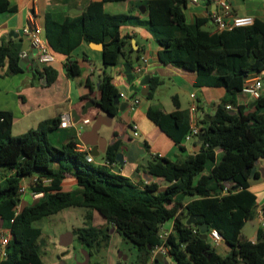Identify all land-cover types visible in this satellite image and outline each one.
<instances>
[{"label": "trees", "instance_id": "1", "mask_svg": "<svg viewBox=\"0 0 264 264\" xmlns=\"http://www.w3.org/2000/svg\"><path fill=\"white\" fill-rule=\"evenodd\" d=\"M123 1L127 0L92 3L77 20L53 30L47 24L44 37L51 50L69 55L81 41L99 43L104 46L105 68L123 61L131 65L123 51L126 42L120 30L129 17L111 16L104 11V3ZM133 6L146 8L148 20L140 24L156 39L159 61L196 72L197 83L225 88L236 95L242 94L250 76L264 72V21L255 19L252 26L211 33L203 30V20L187 22L186 0H148ZM15 10L9 8L8 0H0V14ZM21 47V43L2 42L0 78L23 72L19 65ZM66 69L71 78L81 74L75 61H68ZM34 73L35 77L45 75L48 85L57 79V72L51 67L36 69ZM159 84L157 79L151 81L149 100L154 98ZM99 91L97 104L101 110L116 116L119 107L114 98L119 91L106 70ZM173 100L176 111L159 115L150 108L148 117L184 150L182 143L190 131L189 116L180 110L176 96ZM228 105L237 106V110H227ZM214 116L210 122L202 121L206 139L195 155L184 162L154 156L156 162L149 165L148 171L166 184L160 190L157 182L141 188L129 178L90 162L86 153L77 150L79 142L74 136L59 145L51 143L49 136L61 131L60 118L42 121L37 128L14 136L13 114L0 111V229L12 233L7 256L0 259V264H44L43 231L34 223L68 208L89 209L105 222L103 226L93 225L92 215L88 214L85 226L72 231L91 257L109 246L114 230L134 244L138 264H146L152 258V250L162 245L169 247L177 264H264V231L259 229L256 242L241 236L257 206V196L250 190V174L256 162L264 158V90L252 110L246 104L236 105L233 100L224 99ZM120 146L116 142L108 147L109 164L115 163ZM68 176L77 182L74 191L62 186ZM33 178H38V182L31 186V192L43 196L33 204L23 205L20 185ZM44 179L51 182L43 183ZM229 181L232 183L227 187ZM237 185L239 189L234 191ZM225 188L229 192L223 195ZM187 198L192 200L184 206ZM192 216L201 220L188 225ZM171 219H175L174 233L162 240L160 230ZM203 223L209 231L215 229L222 235L230 249L227 256L222 257L208 240L200 238L198 226Z\"/></svg>", "mask_w": 264, "mask_h": 264}, {"label": "crops", "instance_id": "2", "mask_svg": "<svg viewBox=\"0 0 264 264\" xmlns=\"http://www.w3.org/2000/svg\"><path fill=\"white\" fill-rule=\"evenodd\" d=\"M104 0H8L9 8H15L13 12H5L0 14V42H13L15 44H24L23 29L28 25L29 20L35 19L36 23L41 26L44 36L46 37L47 24L50 29L57 28L58 25L70 23L77 20L92 3L103 2ZM141 1L148 0H127L123 2H106L104 3V11L111 16L121 15L128 16L129 21L123 25L121 36L124 38L126 45L123 51L129 56L130 64L141 67L139 76L135 81V86L140 87L141 80L150 76L151 81L157 79L158 85L154 98L149 100L148 97L141 93L134 95L133 92L127 94L128 98L140 99V104L132 109L130 106L125 111H118V114L112 120V127H103L100 131L101 136L109 140L115 135H120L116 142H120L121 148L126 146L125 140L129 137L127 132L129 128H133L139 136L137 140L140 149L145 150L146 154L163 157L171 161L184 162L191 156L195 155V146L197 140L190 143L183 141L184 150L180 149L175 143L148 117L150 108L155 109L159 115L168 114L176 111L173 97H177V102L180 110L186 111L189 116V124L197 125L200 129L203 128L202 121L208 114L214 116L216 107L224 100L230 99L236 105L243 103L247 105L249 110H252L251 105L257 99L244 97L242 94H231L228 90L221 87H210L204 84L197 83L198 75L196 72L179 69L170 65H164L159 61L160 47L151 33L141 22L148 20L147 11L143 14L135 5ZM187 7L185 9L186 19L189 24H195L198 20H203L205 25L203 30L217 33V27L213 23L212 14L218 10L215 0H198L194 3L193 0H186ZM231 6V14L226 18L227 23H231L235 17H252L264 21V0H229ZM14 32V36L11 33ZM220 33V32H219ZM22 49V47H21ZM34 53L32 58L33 66L38 71L42 68H37L36 51L29 45L27 53ZM56 60L49 67L57 72V79L50 85L47 84L45 75L35 77L34 72L23 71L13 76H4L0 78V111H9L13 114V135L19 136L28 131L37 128L39 123L45 120L61 118L63 114L69 115L75 122L72 116L74 112L77 115L82 113V108L87 102H93L95 105L91 107L85 116L80 117L78 123H74L71 128L62 129L68 133V138L75 137L79 144L87 146L81 138L83 134L89 132L97 118H103L105 123H110L104 119L107 114L104 113L97 102L100 99V91L97 87L101 82L103 70H106L114 78V85L117 87L119 94L123 88L129 90L130 86L124 76L123 63L116 65L114 68H105L103 65L102 50L98 49L92 43L81 41L78 47L69 55L56 53ZM68 61L77 62L81 74L71 78L67 75L66 63ZM257 77L262 79L264 84V72L250 76L246 82ZM172 87V93L176 92L172 97V102L163 104L157 101L161 87ZM151 87V84H150ZM181 95L184 99H181ZM133 100V99H132ZM121 103H126L121 99ZM195 107L194 113L191 116L192 107ZM234 106V105H231ZM237 106L233 107V110ZM89 119L90 123L85 125L83 121ZM66 135V134H65ZM65 136H62L60 142H63ZM66 139V140H67ZM65 140V141H66ZM87 142H95L103 146L102 140L98 137L93 138L88 136L84 139ZM57 143V145H59ZM110 145H107L106 151ZM91 149L90 146H87ZM120 151V150H119ZM102 159L97 160V159ZM143 157H140L134 164L128 162L127 153L123 162L109 164L106 161V152L100 153L93 157L94 164L105 166L112 174L122 175L129 178L134 184L143 188L147 184L143 178L146 172L145 166L142 164ZM256 174L258 177L251 178L250 190L257 196V206L255 208V217L249 220L241 233L243 239L251 242H256L257 234L260 229L259 212L264 210V158L260 159L255 164ZM153 182L161 184L160 190H164L166 184L161 180L154 178ZM63 188L67 191H74L78 188L76 180L68 176L63 182ZM192 199L184 200L185 206ZM24 203V202H23ZM182 211L180 208L177 215ZM93 212V211H92ZM96 213V212H93ZM99 216V215H98ZM101 219V218H100ZM171 226L163 225L164 231H172L174 228V220L171 219ZM189 220V219H188ZM187 220V221H188ZM256 221V231L252 237H248L244 233L245 227L251 221ZM103 222L101 226L105 225ZM116 233L111 231V234ZM210 245L215 248L217 253L222 257L230 253V249L224 240L215 245L208 238ZM122 264V263H119ZM146 264H154L151 258Z\"/></svg>", "mask_w": 264, "mask_h": 264}, {"label": "built area", "instance_id": "3", "mask_svg": "<svg viewBox=\"0 0 264 264\" xmlns=\"http://www.w3.org/2000/svg\"><path fill=\"white\" fill-rule=\"evenodd\" d=\"M216 4L218 6V10L213 12L212 19L213 23L217 27V31L219 32H225V31H231L235 28H242V27H248L252 26L255 22V20L252 17H235L232 22L229 24L226 22V18L231 14V6L229 0H215ZM194 3H197L198 0H193ZM23 33L26 37H28L30 41V45L35 49L36 51V65L37 68H45L49 67L51 64H53L56 60L55 53L51 50L50 46L48 45L43 30L41 26H39L35 19H30L28 25H26L23 29ZM135 75L139 76V73L141 71L140 66H136L134 68ZM264 90V84L262 82V79L260 77H257L253 80H248L245 83V87L243 88L242 95L247 98H253L258 99L262 94ZM121 99L125 100L126 102H129V106L134 109L140 104V99H133L129 101L128 96L124 92H120ZM195 107H192L191 110V116L193 115ZM227 110H233V106L228 105ZM61 124L60 128L62 129H68L71 128L74 124L73 119L66 114H63L61 116ZM90 123L89 119H85L83 121V124L87 125ZM202 129H200L197 125L193 124L190 126V131L185 137L184 142L190 143L193 140H198V137L202 134ZM137 135V134H136ZM77 150L79 152L86 153L88 156V160L90 162H93V157L90 155L91 149L87 146H84L83 144L77 145ZM38 182V178H33L30 180H25L21 183L19 193L21 198H23L24 195L29 194L31 192V186L35 185ZM43 183L49 184L51 181L44 179L42 181ZM228 188H225L222 192L223 195L228 194ZM33 199H40L43 196V193H32ZM21 210V205L17 207L16 214H18ZM259 220H260V229L264 231V211L261 210L259 212ZM174 233V228L172 231H164L163 226L160 230V237L162 240L167 239V237ZM196 233V231H195ZM208 238H210L215 245H218L219 242L223 240L222 235L215 229L210 230L208 232ZM12 240V233L10 230L0 229V259L3 260L7 256V248ZM161 254L165 258V260L168 262V264H177V262L173 259L172 255L170 254L169 247L162 245L156 247L154 250H152V258L155 259L156 255Z\"/></svg>", "mask_w": 264, "mask_h": 264}, {"label": "rangeland", "instance_id": "4", "mask_svg": "<svg viewBox=\"0 0 264 264\" xmlns=\"http://www.w3.org/2000/svg\"><path fill=\"white\" fill-rule=\"evenodd\" d=\"M175 93L176 92L172 93V87L164 86L161 87L158 95H156V99L165 105H169V103L172 102V97L175 95ZM180 97L181 99H184L183 95ZM62 136H65V141L68 138V133L60 131L59 133L51 134L49 138L51 143L59 144ZM97 160L102 161L101 158ZM37 200L38 199H33L31 192H29V194L23 196L22 201L24 203H22L23 205L25 203L33 204ZM88 214L92 215L91 223L93 225H102L103 222L101 221L98 214L93 213L86 208H68L61 211L57 215L39 220L34 223L35 227H38L43 231L42 240H44V243L41 246V250L44 264H61L62 261L64 264H79L84 261L86 250L76 238H74V241L69 249H66L68 254L63 258L62 261H60L59 257L66 251L65 248L60 246V238L62 235L72 232L74 229L85 226L88 220ZM164 224H167L169 227L172 224V220H169ZM256 227V221L252 220L244 229L245 235L252 237L253 233L256 231ZM137 257L138 251L134 244L128 240H125L120 234L113 233L111 234L109 246L99 253L94 252L90 259V264H138Z\"/></svg>", "mask_w": 264, "mask_h": 264}, {"label": "water", "instance_id": "5", "mask_svg": "<svg viewBox=\"0 0 264 264\" xmlns=\"http://www.w3.org/2000/svg\"><path fill=\"white\" fill-rule=\"evenodd\" d=\"M140 11L144 14L146 12V8L144 6L139 8ZM14 32L11 33L12 36H14ZM24 44L22 46L21 49V54H20V62L19 65L22 68L23 71H29V72H35L36 69L33 66V56L35 52H32L31 54L27 53L28 49H29V45H30V41L28 39V37H24ZM2 43L0 42V45ZM94 46H96L98 49L103 50L104 46L103 44H99V43H92ZM124 68V76L126 77L127 83L130 86L129 90H127L126 88L122 89V92H124L126 95L129 92H133L134 95H137L139 93H141V95L148 97L150 94V84H151V78L150 76H146L144 77L141 82H140V87H136L135 86V81L137 79V76L135 75V70L134 68L137 66L136 64L134 65H129V64H125L122 65ZM113 68L115 66H112ZM101 82L98 83L97 87H100ZM129 91V92H128ZM134 99V97L130 98V100ZM121 96L120 94L117 95L114 98V104L119 107L120 111H125L128 107H129V102L126 103H121ZM95 104L93 102H87L83 108H82V113L80 115H77L76 112H74L72 114V116L75 118V122L74 123H78L80 121V117L81 116H85L88 112V110L93 107ZM256 105V102H254L251 105V108H253ZM115 117V115H110L107 114V117H104V119L108 120L110 123H105L102 119L103 118H97L95 119L94 125L92 127V129L89 132H86L83 134V137L81 138V140L87 145L91 147V152L90 155L92 157L98 156L100 153H104L106 152V148L107 145H113L116 143V141L119 139L120 135H115L113 136V138L111 140L108 141V139L104 136H101L100 131L101 129L105 126L107 128H111L112 127V120ZM215 119V116H212L210 114H208L207 116L204 117V120L207 122H210L212 120ZM127 135L129 137L128 140H125L124 142L126 143V146L124 147H120V151H118L117 155H116V161L117 162H123L125 159V155L127 153L128 156V162L131 164H134L138 161V159L140 157H143L142 159V164L145 166L146 168V172L143 174V178L145 180V182L147 184L153 182L154 177L149 173L148 169H149V165L151 163L156 162V160L149 154H146L145 150H142L139 148L138 146V142L134 141V138H136L137 140L139 139V136L136 135L135 130L131 127L129 128ZM88 136L96 138L98 137L99 139L102 140L103 146L101 147L100 144H97L95 142H87L84 139L88 138ZM206 139V134L202 133L197 140L196 146H195V151L199 152L201 149V144L205 141ZM219 149V148H217ZM125 162V161H124ZM255 173H256V167H254L251 170V174H250V178H254L255 177ZM158 181L160 182L161 179H158ZM232 181H229L226 186L230 187L231 186ZM239 189V186H235L234 187V191H237ZM199 220H201V217H190L189 220L187 221L188 225H195ZM199 228V234H200V238L204 241L208 240V232H209V226L206 223L200 224L198 226ZM114 231V230H112ZM74 234L73 232H68L64 235L61 236L60 238V246H62L63 248H69L73 241H74ZM44 243V240H42V245ZM68 254V252L63 253L59 259H61V257H65ZM85 260L84 262H81L79 264H89L91 256L85 252ZM61 264H64L63 261L61 262ZM154 264H168V262L165 260V258L163 257V255L158 254L156 255L155 259H154Z\"/></svg>", "mask_w": 264, "mask_h": 264}, {"label": "flooded vegetation", "instance_id": "6", "mask_svg": "<svg viewBox=\"0 0 264 264\" xmlns=\"http://www.w3.org/2000/svg\"><path fill=\"white\" fill-rule=\"evenodd\" d=\"M66 249L68 250L69 248H65V250H66ZM67 250H66L64 253H66V252H67ZM63 258H64V257H61V259H59V260H60V261H62V260H63ZM84 260H85V259H84ZM83 262H84V261H83ZM89 264H90V262H89Z\"/></svg>", "mask_w": 264, "mask_h": 264}]
</instances>
